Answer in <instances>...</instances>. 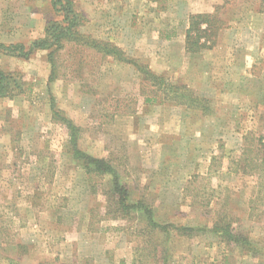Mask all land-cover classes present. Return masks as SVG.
Here are the masks:
<instances>
[{"label": "rangeland", "instance_id": "obj_1", "mask_svg": "<svg viewBox=\"0 0 264 264\" xmlns=\"http://www.w3.org/2000/svg\"><path fill=\"white\" fill-rule=\"evenodd\" d=\"M72 1L76 9L79 0ZM225 2L213 13L216 33L199 52L209 56L216 50L211 60L226 55L231 62L249 63L227 70L233 77L228 98L195 96L181 83H161L159 89L144 78L136 65L146 64L131 53L127 58L137 64L130 62V69L113 55L75 41L65 42L56 53L51 82L47 50L18 57L15 67L1 58L2 68L20 72L25 85L17 96L0 99V264H164L165 249L168 264H264V34L228 31L244 5ZM51 3L41 0L38 5L45 27L63 17ZM8 23L0 19V29ZM26 24L25 14L13 20L14 26ZM83 26V34L104 40L92 24L90 29ZM260 27L264 33L262 19ZM36 28L40 30V22ZM249 43L261 47L251 53L236 50L238 44ZM123 73L130 75L128 81L122 80ZM155 94L204 107L213 117L218 112L220 133L209 132L206 141L188 146L161 136L168 147L159 148L151 124L146 148L138 142L143 136L137 126L152 114L147 109L153 103L146 98ZM52 105L81 127L83 149L111 158L129 189L128 202L150 206L154 219L168 229L151 231L140 210L123 216L108 205L109 177L87 174L70 161L68 125L54 117ZM211 140L216 148L199 150ZM165 156L173 162L166 177L157 163ZM182 158L194 165L203 160L204 166L189 167L179 162ZM162 186L164 196L159 194ZM226 222L248 237L255 255L240 246V239L231 243L212 233L215 223ZM174 226L199 230L182 235Z\"/></svg>", "mask_w": 264, "mask_h": 264}, {"label": "crops", "instance_id": "obj_2", "mask_svg": "<svg viewBox=\"0 0 264 264\" xmlns=\"http://www.w3.org/2000/svg\"><path fill=\"white\" fill-rule=\"evenodd\" d=\"M225 1L79 0L77 1L78 7H76L84 13L85 26L90 29L92 24L96 35L117 45L123 50L126 57L130 56L131 53L132 56L134 55L146 64L153 73L166 78V82L173 85L181 83L180 85L192 90L195 96L223 99L228 98L232 91L228 87L229 81L233 78L228 77L229 71L227 72V70L229 67L242 69L249 63L243 59H236L231 62L226 55H221L223 58L220 60H211L210 57L218 53L216 50H210L209 56H201V52H190L186 48V38L192 15L213 14L216 7L226 3ZM238 1L244 5L240 12L241 15L234 18L235 24L227 30L232 33L238 31V35L244 34L246 31L248 34L254 32V36L257 35V37L263 35L260 27L261 19L264 20V10L261 7L262 0ZM40 4L41 0H0V19L4 18V20L9 21L5 29H0V43L23 42L29 45L33 39L42 36L45 31L44 19L46 18H43L38 12V5ZM20 14H25L28 18V24L23 25L24 27L13 25V20L18 19ZM38 22H40V30L36 28ZM83 25L80 28L85 29ZM246 46L238 44L236 50L251 53L254 49H259L261 44L249 43ZM1 58H6L13 67L20 64V59L17 56L6 54L2 49H0V66L3 67L5 63L1 61ZM115 61L118 60L115 59ZM118 62L122 67L131 69L128 62ZM121 78L128 81L130 75L125 76L123 73ZM237 91L239 92L241 89ZM158 92L161 93L160 90ZM146 101L153 103L149 105L147 111L154 115L144 116L142 123L137 126L138 132L143 136V138L139 137L138 142L143 141L146 148L149 147L147 144L150 136L147 133H149L148 128L151 127V124H155L153 126L159 138L156 141L159 148L168 147L163 139L160 140L161 136L177 139L188 146L192 142L206 141L209 132L218 134L220 130L217 127L222 128L223 126L222 119L218 117L220 114L217 112L213 117L210 113L205 112L204 107L171 102L157 94L147 95ZM151 117L156 119L155 123L150 120ZM209 143L207 147H199V150L201 151L200 148H208L211 152L216 148V142L211 140ZM135 145H137L136 142ZM193 147L196 148L197 145L194 144ZM86 152L91 154L87 150ZM71 162L75 165V161ZM179 162L189 167L193 165L195 168L199 164L201 167L204 166L203 160L195 162V165L187 158H182ZM157 163L159 171L162 172L160 166L164 170L163 176L166 177L168 172L172 173L169 167L172 166L173 162L169 161L167 156L160 157ZM81 169L78 168V170ZM165 193L166 190L162 186L159 194L164 196Z\"/></svg>", "mask_w": 264, "mask_h": 264}, {"label": "trees", "instance_id": "obj_3", "mask_svg": "<svg viewBox=\"0 0 264 264\" xmlns=\"http://www.w3.org/2000/svg\"><path fill=\"white\" fill-rule=\"evenodd\" d=\"M52 6H54L56 11L61 12L63 17L61 21H54L48 24V26L45 27L43 36L33 39L29 45L23 42L11 44L3 43L0 44V49L4 50L6 54L24 58L30 57L35 51L47 50V59L52 69L49 82L53 81L56 77V53L64 48V44L67 41H75L103 52L104 54L113 55L118 61L128 63L134 62V64H137V61L128 59L123 50L114 43L83 34L80 31V27L84 23V17L77 8L75 9L74 1L52 0ZM213 16L214 14L210 13H199L191 16L186 38V48L188 51L199 52L202 48L207 46V40L211 39L210 36L216 33L213 28ZM202 40L205 41L202 42ZM136 66L145 79H150L152 81V86L156 85L160 89L161 83L166 82L163 76L153 73L148 66L143 64ZM24 85L25 83L20 72H6V70L0 66V98H13L17 96L23 92ZM195 99H197V97ZM52 109L54 111V117L63 120V122H66L68 125L69 140L66 153L71 161H75V166H80L87 174L98 175L101 176V178L109 177V182H106V184L108 183V189L106 190V202H108V205H115L121 215L124 214L123 216H125V213L128 214L129 211L140 210L146 216L151 231L155 229H168L169 225L161 224L154 219V212L150 206L145 205V203L141 201H137L133 204L128 202L130 198L129 189L121 181L117 167L111 158L97 157L87 153L86 150L81 147V127L75 124L73 119L64 116L62 111H58L54 105H52ZM174 228L180 230L182 235L189 236L191 233H194V231L199 230L197 228L185 226H174ZM212 229L213 234L219 235L223 240L228 242L235 243L240 239L241 244L243 243L240 246L245 248V251L255 255V247L248 241V237L242 233L236 234L235 228L231 226L230 222L223 223L222 225L215 223ZM164 249L165 248H163V250ZM164 254L165 256L162 263L168 264L166 249L164 250Z\"/></svg>", "mask_w": 264, "mask_h": 264}]
</instances>
